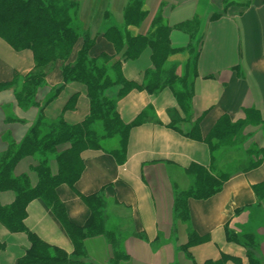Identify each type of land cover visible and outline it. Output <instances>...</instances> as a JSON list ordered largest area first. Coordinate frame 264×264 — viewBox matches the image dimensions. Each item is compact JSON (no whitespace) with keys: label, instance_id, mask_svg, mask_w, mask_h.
Wrapping results in <instances>:
<instances>
[{"label":"crops","instance_id":"1","mask_svg":"<svg viewBox=\"0 0 264 264\" xmlns=\"http://www.w3.org/2000/svg\"><path fill=\"white\" fill-rule=\"evenodd\" d=\"M74 1L80 4V21L94 41L90 56L105 54L120 60L123 78L140 86L145 72L152 68L150 49L145 48L135 60H123L121 52L117 53L104 37L108 28L122 25L128 0H98L100 5H95L97 0ZM227 2L231 4L225 7ZM143 6L147 14L135 33L145 35L155 16L161 14L171 27L173 49H185L193 41L175 26L199 22L201 42L193 70L186 68L187 54H177L168 63L177 65L178 76L187 71L190 103L181 105L168 88L155 94L133 88L120 98V86L109 88L106 96L115 99L120 121L129 125L123 154H111L114 143L107 150L83 151L78 180L73 187L59 185L57 198L68 220L77 227H82L90 215L83 198L100 195L105 199L127 256L118 264H249L245 249L228 237L241 233L250 221L252 226L256 224V190L264 186V0H145ZM214 14L219 17L210 19ZM253 28L260 63L252 58ZM33 67L29 50L15 51L0 39V84L21 81ZM50 70L45 80L57 88L62 83L61 74L57 68ZM11 94L0 92V104L9 103ZM246 112L254 123H244ZM88 113L86 88L80 83L63 86L43 111L45 118L61 117L69 125L81 123ZM223 118L235 125L237 136L225 140L226 144L234 142L228 149L211 153V131ZM28 124L24 132L7 124L0 109V154L7 147L6 137L21 141ZM239 124L243 126L237 127ZM255 161L258 165L248 168ZM233 163L236 168L226 174L221 189L205 199L189 198L188 220L175 221L174 198L191 186L187 172L208 170L218 175ZM35 166L34 159L25 158L16 166L15 175L26 174L35 186ZM50 169L56 173V166ZM13 200V193H0L2 206ZM25 211L24 226L29 232L50 246L72 253L73 245L62 226L40 200H32ZM256 230L263 236L262 230ZM190 239L193 243L187 247ZM0 242L5 245L0 264H14L29 248L24 233H10L1 224ZM84 246L93 262L107 264L111 248L102 237L89 238ZM258 256L264 264V238Z\"/></svg>","mask_w":264,"mask_h":264},{"label":"trees","instance_id":"2","mask_svg":"<svg viewBox=\"0 0 264 264\" xmlns=\"http://www.w3.org/2000/svg\"><path fill=\"white\" fill-rule=\"evenodd\" d=\"M144 1L129 0L123 10L122 25L110 27L104 33L105 39L115 51L121 52L123 60H135L145 48L150 49L152 68L145 72L143 83L136 86L121 75L120 60L105 54L97 58L90 56L94 41L79 21L77 1L0 0V39L15 51L29 50L32 53L34 67L24 79L28 87L26 92L29 91L27 98H31L35 88L45 84L46 72L51 65L59 70L62 79L61 85L40 106L32 126L21 141L18 144L10 141L7 150L0 154V193L12 192L14 195L11 204H0V224L10 233H24L29 242L25 254L14 264H96L84 246L85 240L94 237H102L111 248L107 264L127 260L121 248L118 225L109 216L102 196L83 198L90 215L82 227H77L68 220L55 189L62 184L74 186L82 171L80 154L83 151L101 150L103 141L112 140L114 144L111 154H123L129 125L120 121L115 99L106 96L109 88L121 87L118 98L133 88L149 94L168 88L181 105L188 106L190 103L192 91L187 82V71L178 76L177 65L168 63L177 54H187L189 59L186 61V68L193 70L201 42L199 22L195 21V26L192 21L175 26L186 31L193 41L185 49H173L169 41L171 27L161 14L155 16L151 29L145 35L135 33L134 30L138 29L147 14ZM230 4L227 2L225 7ZM218 17L219 15L214 14L210 19ZM77 45L79 48L75 51ZM70 83H80L86 88L89 101L87 117L76 125L65 123L61 117L54 120L45 118L44 108L63 86ZM13 85L14 82L0 84V88H11ZM16 96L18 104L23 103L22 99L27 100L25 97L21 98L20 93ZM33 103L30 100V104ZM247 122L254 123L249 112L245 114L244 123ZM242 126L243 124L237 125ZM237 133L235 125L231 126L226 118L221 119L209 137L211 153L226 144L227 138H235ZM228 144L234 142L228 141ZM61 146L65 147L58 150ZM25 158H32L36 162V166L32 168L37 178L35 186H31L26 174L15 175L16 166ZM50 159L55 162V174L51 172ZM257 165L258 161L251 162L248 168ZM187 173L191 178V186L186 191L179 192L173 202L174 219L181 223L188 220L189 198L210 197L221 189L227 178L224 173L213 175L208 170L195 174H190L189 170ZM256 196L259 200L264 197V186L256 190ZM35 199L40 200L62 226L73 245L71 254L44 243L24 226L26 207ZM228 240L245 249L249 264H263L258 256L260 241L255 233L244 230L239 234H231ZM192 243L190 239L187 247ZM4 249L5 245L0 242V252Z\"/></svg>","mask_w":264,"mask_h":264},{"label":"rangeland","instance_id":"3","mask_svg":"<svg viewBox=\"0 0 264 264\" xmlns=\"http://www.w3.org/2000/svg\"><path fill=\"white\" fill-rule=\"evenodd\" d=\"M128 1H127L126 6L128 5ZM97 4L100 5L101 3L98 2V0H97L95 2V5H97ZM125 7H124V9H125ZM79 8H80V4H79ZM78 18H79V11H78ZM79 21H80V18H79ZM78 48H79V45L76 46L75 51ZM51 68L53 69V65L48 67L47 72H46L47 73L46 77H47L48 73L51 71L50 70ZM25 77L22 78V80L19 82L17 79L11 88H0V92L10 91V93H12L10 95L11 101L9 103H1L0 104V109H2V113L5 117L6 123L9 125L14 124L16 126L21 127L23 132L26 130V128L24 127L25 125H27L29 123L27 127L30 128L32 126L33 121L39 112L40 106L45 102L46 99H48L53 94V90L55 89V88H53V86H50L45 80L44 81L45 84H42L41 87L39 86L38 88H35L34 94L32 93L31 98L29 99V98H27L29 91L26 92V89L28 87H27V81L24 80ZM46 77H45V79H46ZM22 90H24L23 93H22ZM19 93H20L21 98L25 97L27 100H29V102L27 100L22 99L23 103L18 104V102H17L18 98L17 97L19 95L18 96H16V95ZM30 100H32L34 103L30 104ZM28 129H27V131H28ZM23 132L21 133V135H23ZM6 139H9V141L5 140V142H7L6 144L7 145L10 144V137L7 136ZM12 142H13L12 144H18L19 143V142H15V141H12ZM111 143H114V142L112 140L103 141L101 144L102 149L107 150V149L111 148ZM7 147H6L5 151L7 150ZM64 147L65 146H63V147L61 146L58 148V150H61ZM228 147H230V145L223 144L221 146V149H223V148L228 149ZM5 151H3L2 153H4ZM218 159H219V156H218ZM49 161H50V166H52V169L55 168V165H54L55 162L53 161V159H50ZM219 162H220V160H219ZM220 163H221L222 167H224V165H223L224 163L222 161ZM233 168H236L235 163L230 164V166L223 168L221 170V173L227 174L229 172H232L234 170ZM1 193H3V192H1ZM258 202H259V208L255 212H256L257 217L259 215V218H258V220H255L256 224L254 226H252V223H250L251 221L249 220L250 222L246 224L247 226H244V227H242V229L241 228H239V229H241V231L245 230L246 232H254L257 235V238L259 239V241H261V239L264 238L263 237L264 236V197L262 199H260ZM249 224H251V225H249ZM257 228L259 230H262L261 233L263 234V236L259 235V233L258 234L256 233Z\"/></svg>","mask_w":264,"mask_h":264},{"label":"bare ground","instance_id":"4","mask_svg":"<svg viewBox=\"0 0 264 264\" xmlns=\"http://www.w3.org/2000/svg\"><path fill=\"white\" fill-rule=\"evenodd\" d=\"M262 16H263V22H264V10L262 11ZM249 22H250V24H253V20H252L251 17L249 18ZM253 33H254V28L251 29V31H250V35H251V37H252V40H251V52H252V58H253V61H254L255 63H260V62H259L258 49H257V43H256V41H255V39H254V35H253ZM262 66H263V65H262ZM263 68H264V66H263ZM263 72H264V69H263Z\"/></svg>","mask_w":264,"mask_h":264}]
</instances>
